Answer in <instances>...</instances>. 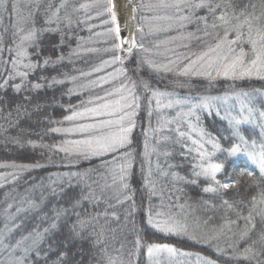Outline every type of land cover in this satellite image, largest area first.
Here are the masks:
<instances>
[{"label":"trees","instance_id":"obj_1","mask_svg":"<svg viewBox=\"0 0 264 264\" xmlns=\"http://www.w3.org/2000/svg\"><path fill=\"white\" fill-rule=\"evenodd\" d=\"M137 2L147 5L156 0ZM106 3L107 0H5L7 7L0 6V83L10 74L15 76L17 70L29 72L25 79L15 76L6 90L0 89V165H3L0 166V240L3 241L0 264H12L17 257L25 255L28 257L25 264L37 261L39 264L56 261L108 264L109 258L116 264H179V258L183 264H205L206 260L214 264H264L260 244L253 245L256 260L234 258L235 253L251 245L264 231V222L256 216V228L250 231L249 239H240V234L249 227L242 217L248 215L251 209L248 201L257 191L250 187L251 178L242 176L241 172L259 175L258 166L246 153L259 152L264 144L261 130L264 117L259 115L264 111V80L233 81L223 77L208 80L203 76L178 75L175 69L187 63L183 57L194 58L193 54L214 46L215 34L204 36L202 24L149 33L148 23L142 17L172 14L173 10L147 8L135 12L137 19H134L137 43L143 44L147 51L134 50L132 58L123 65L111 63L96 72L94 69L104 61L118 55L113 50L116 39L108 31L112 23L105 10ZM57 9L58 17H52ZM198 14L205 15L203 11ZM48 19L53 22L46 23ZM33 21L41 31L35 42L23 45L25 57H17L16 45L20 43L17 31L29 30ZM159 23L166 26L167 22ZM138 27H143L144 32H138ZM189 32L201 39L187 37ZM20 58L23 64L39 66L24 69L17 64L14 68L13 62ZM141 58L156 64H167L169 60L178 63L170 65L172 72L153 71L146 63L133 72ZM45 59L49 64H44ZM121 67L128 69L127 76L136 81L140 104L132 144L127 149L133 154L127 181L130 190L126 193L131 199L125 198L119 181L113 183V165L104 163L111 161V156L85 161L66 155L58 148L69 137L52 131L66 125L55 122L70 114V106L80 107L81 101L95 100L124 82L128 84L123 75L116 78L110 75ZM70 77H76L75 82ZM100 77H108V82H101ZM141 79L148 80L153 89L172 95L160 98L159 107L154 100L149 103L150 93L141 86ZM37 83L41 85L39 89L34 87ZM15 84H21L19 92ZM70 89L73 91L69 92ZM240 92L252 96L249 107L253 109L250 120L254 122L238 126L247 143L233 134L236 128L230 123L233 118L249 115L247 109L240 111L236 98ZM205 99L209 104L207 109L193 107ZM169 100L180 103L164 107ZM190 108L194 115H185ZM177 128L190 138L179 137ZM201 129L207 134L202 138ZM193 139L200 140L207 152H215L212 162L224 164L216 179L221 184L236 182L232 188L203 191L205 187L218 186L194 175V171H199L196 165L200 158L192 145ZM209 139L218 142L221 150L213 149L207 143ZM237 144L240 153L228 155L224 151ZM148 179L153 187L146 186ZM224 200L233 204L240 216L224 205ZM149 209L156 219L171 218L185 224L187 234L164 233L153 228L147 223ZM156 213L162 216L157 217ZM17 242H21L19 247ZM154 243L175 247L177 257L165 251L149 257L146 246Z\"/></svg>","mask_w":264,"mask_h":264},{"label":"snow or ice","instance_id":"obj_2","mask_svg":"<svg viewBox=\"0 0 264 264\" xmlns=\"http://www.w3.org/2000/svg\"><path fill=\"white\" fill-rule=\"evenodd\" d=\"M133 5L134 12H138L141 8H147L149 11L153 10H173L172 14L155 15L150 17H142L147 23L149 33L168 31L173 27L178 26L181 29L187 28L188 25H203V35L209 36L215 34L214 46L209 45L206 50L201 51L199 54H193L192 56H184L183 60L187 61L182 67L175 69L176 73L181 76H203L208 80H214L220 77L230 80H242V79H260L264 80V0H259V3H254L252 0H156L155 3H149L147 5L138 3L137 0H129ZM0 6H6L5 0H0ZM64 5L61 4V7ZM81 7H88V5H82ZM105 10L110 17L111 23L114 25L108 31L111 32L114 38L119 41L113 46V50L124 52L125 57L119 55L114 56L111 61H104L100 67L94 69L96 72L103 70L105 65L119 62L121 65L125 63V59H131L134 55V50L141 49L147 51L143 44H138L136 37L131 38L121 37L120 24L117 22L116 3L115 0H107L105 4ZM203 11L205 15H199ZM176 13H181L177 15ZM186 13V14H185ZM59 9L52 13V17H58ZM133 19H137L134 15ZM211 19V24L209 20ZM161 21L167 22L166 26L159 23ZM53 19H48L46 23H52ZM212 29L209 32L208 29ZM38 30L35 27L33 21V27L25 31L24 28H19L17 35H19L20 43L16 45L17 57L25 56L26 51L23 45L26 43L32 44L37 39ZM137 31L144 32L143 27H138ZM201 29L197 27V32ZM22 34V35H21ZM189 38L201 39L196 33L189 32L186 34ZM175 39V38H173ZM167 43V41H165ZM127 45V47H125ZM11 51V49H9ZM60 59H63L61 57ZM18 61L13 62V67L17 66ZM148 64L153 71L160 72H172L173 68L170 65H176L178 62L169 60L167 64H156L151 60H145L141 58L137 63V68L132 69L133 72L139 70L140 65ZM44 64H49V60L45 59ZM38 64L26 63L23 64L24 69H35ZM128 69L121 67L119 73L128 79L129 83H122L120 87L115 91H109L105 96H97L95 100L89 99L86 102L81 101V106H70L68 115L63 117V121H56L55 123L61 124L68 122L69 127H56L52 131L54 133H61L65 136H78L77 139H65L62 141L58 150L66 155L75 157L76 159L90 160L93 157H105L111 156V161H104L105 164H112V179L113 183L119 181L121 190L125 193L126 199H131L126 193L130 190V185L127 182L129 177V170L133 166V154L127 149L132 144V136L136 121L135 117L138 114L140 108L139 96L137 95V83L127 76ZM29 75L28 71L17 70L15 76H19L21 79H25ZM88 75V74H86ZM114 75V74H110ZM15 76L11 74L0 83V89H5L8 86L9 80L15 79ZM75 82L76 77H70ZM101 82L107 83L108 77H100ZM62 83L63 81H55ZM92 83H96L93 81ZM141 86L146 92L150 93L151 103L153 100L159 107L162 104L160 98H167L171 93L160 91L159 89H153L150 82L145 79H141ZM17 92L21 90V84L14 85ZM39 89L41 85L39 83L34 85ZM73 91L72 89L69 92ZM118 99L110 100L107 97L117 96ZM237 100L240 102V111L243 112L247 109L248 117L242 119L233 118L230 123H234L236 131L233 133L240 141L247 143L245 138L240 135L239 125L247 122H254L250 120L253 114V109L249 107L252 102V96L248 92H240L236 94ZM220 99V98H217ZM223 99L227 100L228 97ZM179 104L180 101L169 100L164 107L171 108L173 104ZM91 105V106H87ZM193 107H201L207 109L209 104L205 99L200 105ZM150 114V113H149ZM185 115H194L193 110L190 108L189 112ZM261 117H264V111L259 113ZM198 119V117H197ZM92 122H81V121ZM171 123V121H168ZM195 132L197 129L192 128ZM261 130L264 132V125H261ZM179 137L190 138L186 136V133L180 131L179 128L175 130ZM200 137L207 135L204 130H199ZM192 145L196 146L200 163L196 165L199 171H194V175L197 177H205L215 183L218 187H205V192H217L219 189H229L234 186L236 182H226L221 184L216 179L217 173H220L223 168V163H213L212 158L215 152H207L204 150V144L200 140L193 139ZM207 143L212 145V148L216 151L221 150V146L218 142H213L209 139ZM255 144V142H253ZM145 158L148 156V145L145 141ZM193 149H189L192 151ZM228 155H236L241 152L239 144L224 150ZM246 155L258 166L259 175L256 176L252 171L241 172V175H247L251 178L250 187H254L257 191L252 195L248 203L251 205V209L247 216L242 218L249 225L248 229L240 234L242 241L249 239L250 231L255 230L256 223L255 217L259 216L261 222H264V144L260 146L259 152L250 151ZM122 161V162H119ZM3 166V165H0ZM15 167V165H13ZM39 166V165H37ZM20 167L29 168L32 165H20ZM151 172L149 170V176ZM166 174V173H165ZM194 182V181H193ZM146 186L153 187L152 181L147 180ZM243 203V201H241ZM229 209L236 211L237 216H240V212L236 210L233 204L227 200L223 201ZM255 214V215H254ZM157 217L162 216L161 213H156ZM147 223L153 228L158 229L164 233H175L177 235L187 234V226L178 221H174L171 218L168 219H156L149 209L147 217ZM81 227L83 221L80 222ZM75 230V226H73ZM195 239V237H192ZM3 241L0 240V244ZM21 242H17L16 247H19ZM137 246L140 245V241L137 240ZM260 244V254L264 255V231L259 233L258 239L253 241L251 245L246 246L243 251L237 252L234 255L235 259H245L248 261H254L257 258V253L253 251V245ZM7 247V245H5ZM147 254L152 257L154 254H158L162 251H166L169 254H176L177 249L168 244H149L146 246ZM27 253V249L24 250ZM219 251V249H218ZM36 254L39 255L38 245ZM182 255H189V253H181ZM27 255L24 257H17L12 264H25ZM203 259V258H201ZM39 264V261L36 262ZM58 264V261L54 262ZM108 264H116L114 260L109 258ZM205 264H214L211 260H206Z\"/></svg>","mask_w":264,"mask_h":264},{"label":"bare ground","instance_id":"obj_3","mask_svg":"<svg viewBox=\"0 0 264 264\" xmlns=\"http://www.w3.org/2000/svg\"><path fill=\"white\" fill-rule=\"evenodd\" d=\"M119 3L116 5L117 15L122 16L127 23V38H131L133 35V16L134 10L129 0H118ZM127 47V45H125Z\"/></svg>","mask_w":264,"mask_h":264},{"label":"rangeland","instance_id":"obj_4","mask_svg":"<svg viewBox=\"0 0 264 264\" xmlns=\"http://www.w3.org/2000/svg\"><path fill=\"white\" fill-rule=\"evenodd\" d=\"M115 3H116V5H117V3H119V1L118 0H115ZM116 13H117V9H116ZM117 17H118V15H117ZM114 27V25L112 24V28ZM119 41H117L116 40V43H118ZM118 55L119 56H121V57H125L126 56V54L124 53V52H120V51H118ZM25 57V56H24ZM127 59H125V61H126ZM19 66H23V61L21 60V58H20V60L18 61V63H17ZM111 73H113L114 75H115V78L116 77H119V76H122L120 73H119V70H116V71H113V72H111ZM244 81H248V80H244ZM125 84H126V82H124ZM121 85H118L116 88H118V87H120ZM116 88H113V89H111V91H115V89ZM100 96H105V93L104 94H102V95H100ZM90 99H92V98H90ZM107 99H110V100H114V99H118V95L117 96H112V97H107ZM87 106H91V105H87ZM81 122H92V121H87V120H85V121H81ZM70 125L68 124V122H66V125L65 126H61V127H69ZM133 135V133L131 134V136ZM69 137V139H77V138H80V137H78V136H68ZM251 160V159H250ZM251 162L255 165V163L251 160ZM256 166V165H255ZM257 167V166H256ZM218 174V173H217ZM224 183H226V182H224ZM223 184V183H222ZM166 252V251H165ZM175 257H177V255H175V254H173ZM177 260H179V264H183L182 263V261H181V259L179 258V259H177Z\"/></svg>","mask_w":264,"mask_h":264},{"label":"water","instance_id":"obj_5","mask_svg":"<svg viewBox=\"0 0 264 264\" xmlns=\"http://www.w3.org/2000/svg\"><path fill=\"white\" fill-rule=\"evenodd\" d=\"M117 22L120 24V28H121V37L123 38H127V23L126 20L122 17L118 15V19ZM133 34H134V21H133Z\"/></svg>","mask_w":264,"mask_h":264}]
</instances>
